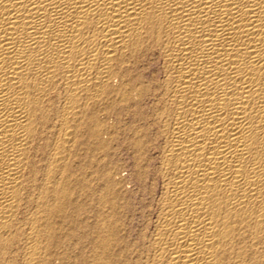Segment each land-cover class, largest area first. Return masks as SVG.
I'll use <instances>...</instances> for the list:
<instances>
[{
    "label": "bare ground",
    "instance_id": "bare-ground-1",
    "mask_svg": "<svg viewBox=\"0 0 264 264\" xmlns=\"http://www.w3.org/2000/svg\"><path fill=\"white\" fill-rule=\"evenodd\" d=\"M148 98L133 133L139 179L157 163L150 218L128 243L106 198L87 264H264V0H0V264H66L85 218L72 153L99 111Z\"/></svg>",
    "mask_w": 264,
    "mask_h": 264
},
{
    "label": "rangeland",
    "instance_id": "rangeland-1",
    "mask_svg": "<svg viewBox=\"0 0 264 264\" xmlns=\"http://www.w3.org/2000/svg\"><path fill=\"white\" fill-rule=\"evenodd\" d=\"M152 60H153V58L149 59V62H147L148 61V59H147L146 61H144L142 63L143 68L142 67L140 68L141 71H139V72L145 77V80H151L153 78L155 71L160 68L159 67L160 63H157L155 60H153V62H152ZM153 103H154V100L148 98L146 100L138 102V106H136V107L133 106L132 107L133 109L131 107H129V109H123L124 107L118 106L114 110H112L111 108H110V110H108V108H107V110L104 109L103 112H102V110L99 111L98 112V118L101 121L102 125H103V123L105 124V125H103V128L99 131V133H98L99 135L97 134L99 139L97 138V136H93V140H92V138H91V140H89V144L90 143H92V144L88 145V147L85 146V144L80 145L82 147L78 146L73 151L71 158L75 157L74 160H72V161L75 162L74 163L75 170L77 169L76 172H77L79 177H78V181H74L72 183V193L70 196H71L72 200L75 203H78L79 206L82 208V209L80 208V210H78L80 212H77L80 220L82 217H85L86 219L82 218V220H81L82 223H78L79 226H78V224L75 226L76 229H78V230H76V236L74 235V237L72 239H69L70 241L67 240L68 242H66L64 244L65 252L66 251L70 252V254L68 253L69 255L67 254L69 256L68 261H70V262L67 261L66 264H73L74 260H76L75 261L76 263H74V264H83L82 263L83 260H81V259L82 258L84 259V257L87 258V260L84 259L85 260L84 264H87L89 262L90 258H92V254H93L92 248L89 247V245L91 246V244H89V243H91L92 240H90L88 238H90V237L93 238L94 236L96 237V235H95L96 229L94 228L95 226L92 223H97L96 221L99 218V215H101V217H103L104 213L106 215V213H108L107 211L110 210V209H108V210L106 209L109 206V203L105 201L106 198L107 199H109L111 197L117 198L116 203H117V205L119 204L118 209L121 208L119 210V213H120L119 215L121 218V223H120L119 228L121 230L124 229V231L126 232L125 233L123 231L125 236H126L125 238L128 241V243L129 242L131 244L136 243L138 238H139L138 233L140 234L141 231H143L145 229V227H146L145 225H147V222L150 218V216H148L150 214L149 208H150V205L152 203V200H154V198L152 197V194H151L153 189H152V187H150V185L152 186V184H151L152 178L151 177H153V174H154L153 172H155V168H156L155 165L157 166V163H156V161H154V159H153L154 162L151 159L148 162V164L145 163L147 166L148 165L150 166V167L149 166L147 167L150 169V170L147 169V171L149 170L147 173L148 174L150 173V174H149V176L146 177V180L141 181L139 179V176L136 174V172L138 171V167L141 164V161H140L141 157H140V154L138 151L139 148H134L136 146V144H135L136 140L139 138L140 134L137 135V133H136L134 135V133L135 132L139 133V130H141V128H143V127H144V129H146V127L151 128L152 121H153V116H152L153 114L152 113H154L153 112L154 110L152 111L153 105H154ZM120 108H121V110H120ZM122 110H123V112H122ZM124 110H125V112H124ZM104 112H106V113H104ZM116 112L118 113V115H116L117 114ZM109 113H110V115H109ZM107 123H109V124H107ZM141 125H142V127H141ZM104 126H105V128H104ZM129 127L132 129H129ZM138 127H139V129H138ZM133 131H134V133H133ZM148 131H151V132L148 135L149 137H145L146 140H148L149 138L153 139L152 134L154 133V131L153 130H148ZM135 138H137V139H135ZM99 140H101V144H100V142L99 143L97 142ZM96 142H97V144H96ZM132 142H134V144ZM93 143H95L96 145ZM155 145H157V144H155ZM150 147H156V146L150 145ZM76 149L79 152H76ZM135 149H136L138 155L135 153L136 152ZM86 151H87V154H85ZM154 151L151 148L147 151L148 153L146 152V154L149 157L156 158L155 155H157V153L155 151V154H154ZM75 152L78 155H76ZM150 153H152V154H150ZM84 154L88 157H86ZM147 155H146V157H148ZM90 156L92 159L91 161H89ZM137 158L139 159V162H137L138 161ZM142 160H144V159H142ZM92 161H93V163H92ZM87 162H89V163L91 162V165H90L89 171H88V172H90V174H89L90 177L88 178L89 181H88L87 186H86L83 184L81 179L83 177L82 175L84 174V171H82V170L85 169V171H86V168H82V167H85L87 165ZM144 162H146V161L144 160ZM136 166H138V167H136ZM112 167L115 169V171H114V169H113V171H111ZM136 168H137V170H136ZM82 172H83V174H82ZM111 172H113L114 174ZM107 173H110L113 178L117 179V180L114 179L115 185L117 187L116 188L114 186L116 188L114 190H112V187L109 186L110 185L109 182H108L109 185L106 184L107 180H108L107 179V176H108ZM150 178H151V180H150ZM116 181H118V182L120 181L121 183L120 182L119 183L117 182V183L122 184V186L121 185L117 186L118 184H116ZM83 185H84V187H82ZM121 187H122V189H121ZM107 189H109V190H107ZM117 189H118V191H115ZM110 191L111 192L115 191L114 194L112 192V194L114 196H112V194L109 195V193H111ZM120 191H122V192H120ZM116 198H115V200H116ZM97 210H100V211L97 212ZM105 210H107V211H105ZM81 211L84 213V214L82 213L84 216H82ZM101 211L102 212L105 211V212L102 213ZM121 211H122V213H121ZM93 212H95V214ZM96 212L102 213L103 215L98 214V216H97ZM95 216H96V221H94ZM103 218H104V220H101L102 218H100L98 220L99 221L101 220L100 222L103 223V221H105V219H106V216ZM84 221H85V223H84ZM106 221H107V219H106ZM83 223L85 225H83ZM91 225H92V227L94 226L93 227L94 228V232H93L94 234L91 232V231H93ZM121 225H122V227H121ZM80 226H81V229H80ZM82 226H84V227H82ZM125 227H127V229ZM66 228H69V227L66 226ZM83 230L85 232H81ZM89 232L92 235L90 234V236L88 237L87 235H89ZM77 233H78V235H77ZM83 233L84 234L87 233V235H85L87 237H85ZM81 234H82V236L80 237ZM83 236H84V239H82V240L83 241L85 240L84 241L85 243H87V241H91V242H88L87 244L84 245V242L81 240V238H83ZM79 237H80V239H79ZM135 238H137V239H135ZM77 240H78V242H77ZM80 242L83 244H81ZM74 244L75 245L77 244V246H74L75 248L72 246ZM65 247H66V249H65ZM82 248L85 251H83ZM74 250H76L79 254L82 253L81 252V250H82L83 253L81 254V257L78 256V253H76V251H74ZM79 250H80V252H79ZM90 250H91V252H90ZM71 253H74V254H71ZM83 254H85L84 257H82ZM73 255H76L79 258L78 257L76 258V256H73ZM70 257H71V259H70ZM71 261L73 263H71ZM58 264H60V262H58Z\"/></svg>",
    "mask_w": 264,
    "mask_h": 264
}]
</instances>
